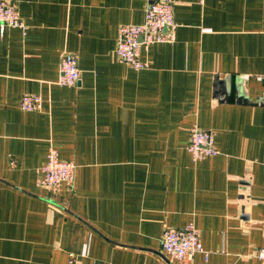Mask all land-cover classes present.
Segmentation results:
<instances>
[{"label":"crops","instance_id":"crops-1","mask_svg":"<svg viewBox=\"0 0 264 264\" xmlns=\"http://www.w3.org/2000/svg\"><path fill=\"white\" fill-rule=\"evenodd\" d=\"M9 1L26 30L0 32V264H264V0H175V40L141 70L115 47L146 0ZM192 126L218 154L192 160ZM50 144L76 166L56 192L38 184ZM188 223L208 256L177 261L161 235Z\"/></svg>","mask_w":264,"mask_h":264},{"label":"built area","instance_id":"built-area-1","mask_svg":"<svg viewBox=\"0 0 264 264\" xmlns=\"http://www.w3.org/2000/svg\"><path fill=\"white\" fill-rule=\"evenodd\" d=\"M175 0H146L143 21L140 24H125L118 28L115 55L121 62L135 70L148 67L149 62L141 59V52L155 43H171L175 40L177 23L174 19ZM6 27L18 28L23 32L26 25L15 3L0 0V32ZM80 78L77 56L74 52L63 51L60 56V75L58 84L73 86ZM43 99L34 93H24L19 100L23 111H38ZM186 150L193 161L218 154L214 144V133L210 130L192 126ZM75 164L59 158L56 147L48 146L45 162L39 170L38 184L51 192H56L62 184L71 187L75 178ZM163 252L177 261H191L195 253L208 252L203 248L199 230L193 223L180 228H165L161 235ZM255 257L264 260V247L257 249ZM68 264H75L70 254Z\"/></svg>","mask_w":264,"mask_h":264}]
</instances>
